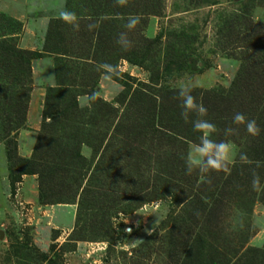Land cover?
I'll return each instance as SVG.
<instances>
[{
  "label": "rangeland",
  "instance_id": "obj_1",
  "mask_svg": "<svg viewBox=\"0 0 264 264\" xmlns=\"http://www.w3.org/2000/svg\"><path fill=\"white\" fill-rule=\"evenodd\" d=\"M22 1L49 29L0 9V264H264V0ZM189 80L228 172L186 173Z\"/></svg>",
  "mask_w": 264,
  "mask_h": 264
},
{
  "label": "clouds",
  "instance_id": "obj_2",
  "mask_svg": "<svg viewBox=\"0 0 264 264\" xmlns=\"http://www.w3.org/2000/svg\"><path fill=\"white\" fill-rule=\"evenodd\" d=\"M117 4L123 6L127 0H116ZM141 23V17L136 14L129 15L124 24V31L119 33L116 40L122 51H128L133 46L129 33L135 31ZM92 27L91 25L89 26ZM193 83L191 80L182 83L178 89V99L180 100L181 116L185 122H190L191 128L198 133V143L190 146V150L185 159L186 173L191 175L194 170L201 174H208L211 171L228 172L231 159V145L227 142H217L213 139L216 132V125L207 119V108L198 103L197 98L192 94ZM95 99V96L92 97ZM232 124L237 126L225 129L226 136L237 134V128L243 125L249 135L255 136L259 133L256 120L248 119L243 113L237 112L232 117ZM240 159L247 161L246 154H241ZM253 189L259 190L260 180H253ZM182 206V205H180ZM157 207H159L157 205ZM158 221L160 217H158Z\"/></svg>",
  "mask_w": 264,
  "mask_h": 264
},
{
  "label": "crops",
  "instance_id": "obj_3",
  "mask_svg": "<svg viewBox=\"0 0 264 264\" xmlns=\"http://www.w3.org/2000/svg\"><path fill=\"white\" fill-rule=\"evenodd\" d=\"M0 9L10 16L26 23L29 33L35 35H46L49 29V22L46 19L31 21L28 15L26 4L22 0H0ZM34 133L25 132L19 138V152L23 157H30L33 152Z\"/></svg>",
  "mask_w": 264,
  "mask_h": 264
},
{
  "label": "trees",
  "instance_id": "obj_4",
  "mask_svg": "<svg viewBox=\"0 0 264 264\" xmlns=\"http://www.w3.org/2000/svg\"><path fill=\"white\" fill-rule=\"evenodd\" d=\"M153 1L154 0H146V3L148 4L147 5V7L145 6V10H153V7H154V4H153ZM101 2V1H100ZM101 4H102V2H101ZM104 4V3H103ZM107 4H111V2H105V4H104V6H107ZM108 7V6H107ZM101 8H103V7H101V5H99V9L101 10ZM108 10V9H107ZM53 31H54V26L51 24V26H50V35H49V38H51L52 37V35L54 34L53 33ZM208 95H210V94H208ZM166 113V115H170V113L171 112H165ZM24 163L25 164H27V161H24ZM24 167H26L25 165H22V168L24 169ZM22 169V170H23ZM24 172H23V174H25V175H32L33 174V169H24L23 170Z\"/></svg>",
  "mask_w": 264,
  "mask_h": 264
}]
</instances>
